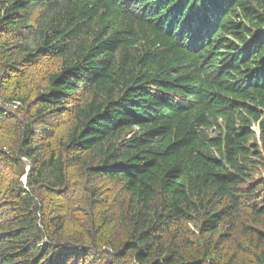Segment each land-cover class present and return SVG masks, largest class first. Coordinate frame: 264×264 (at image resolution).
I'll use <instances>...</instances> for the list:
<instances>
[{"label":"trees","instance_id":"trees-1","mask_svg":"<svg viewBox=\"0 0 264 264\" xmlns=\"http://www.w3.org/2000/svg\"><path fill=\"white\" fill-rule=\"evenodd\" d=\"M262 73L264 0H0V264H264Z\"/></svg>","mask_w":264,"mask_h":264},{"label":"rangeland","instance_id":"rangeland-1","mask_svg":"<svg viewBox=\"0 0 264 264\" xmlns=\"http://www.w3.org/2000/svg\"><path fill=\"white\" fill-rule=\"evenodd\" d=\"M219 1H221V0H219ZM199 4H200V3H199ZM202 4H203V2H202ZM220 10H221V9L219 8V11H220ZM220 71H223V70L220 69ZM259 109L262 111V116H261V119H262V118L264 117V108L259 107ZM257 127H258V125L253 124L252 129H253V130H257ZM210 130H211V133H214V131H215V126L212 127Z\"/></svg>","mask_w":264,"mask_h":264},{"label":"clouds","instance_id":"clouds-1","mask_svg":"<svg viewBox=\"0 0 264 264\" xmlns=\"http://www.w3.org/2000/svg\"><path fill=\"white\" fill-rule=\"evenodd\" d=\"M261 75H264L263 73Z\"/></svg>","mask_w":264,"mask_h":264}]
</instances>
